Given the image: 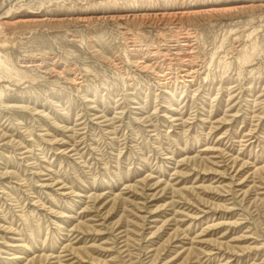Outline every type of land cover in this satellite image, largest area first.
Returning <instances> with one entry per match:
<instances>
[{
	"label": "rangeland",
	"instance_id": "rangeland-1",
	"mask_svg": "<svg viewBox=\"0 0 264 264\" xmlns=\"http://www.w3.org/2000/svg\"><path fill=\"white\" fill-rule=\"evenodd\" d=\"M0 264H264V0H0Z\"/></svg>",
	"mask_w": 264,
	"mask_h": 264
}]
</instances>
